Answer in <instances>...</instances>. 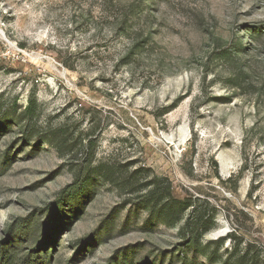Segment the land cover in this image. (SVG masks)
I'll use <instances>...</instances> for the list:
<instances>
[{
    "label": "rangeland",
    "instance_id": "rangeland-1",
    "mask_svg": "<svg viewBox=\"0 0 264 264\" xmlns=\"http://www.w3.org/2000/svg\"><path fill=\"white\" fill-rule=\"evenodd\" d=\"M0 110L17 262L264 264V0H0ZM153 177L206 199L194 247L138 205Z\"/></svg>",
    "mask_w": 264,
    "mask_h": 264
},
{
    "label": "trees",
    "instance_id": "trees-1",
    "mask_svg": "<svg viewBox=\"0 0 264 264\" xmlns=\"http://www.w3.org/2000/svg\"><path fill=\"white\" fill-rule=\"evenodd\" d=\"M257 28L252 27L250 34L257 33ZM238 49L241 47L238 46ZM230 55V52L223 53ZM36 108V103L30 99L23 113L26 117H30ZM0 110V123L7 118ZM50 141V140H49ZM54 145H60L61 140L58 136H54ZM92 140H87L90 145ZM91 162L89 161L86 170L76 175L78 183L87 186L90 182L89 169ZM97 169V168H95ZM138 198L140 205L145 211L147 218L166 225L179 224V234L182 243L188 247H194L199 239L207 233L214 224V214H209L205 206L206 199H201L200 195L185 193L184 196L178 197L173 194L171 185H164L162 179L153 177L138 184ZM55 212V211H54ZM57 212L53 213L54 216ZM45 256L35 253L32 256L24 258L17 262L12 255L9 247L0 245V264H45Z\"/></svg>",
    "mask_w": 264,
    "mask_h": 264
}]
</instances>
